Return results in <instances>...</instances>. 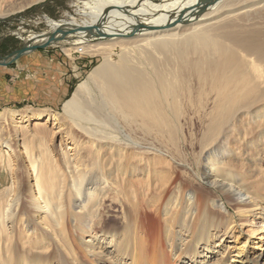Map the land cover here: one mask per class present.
Listing matches in <instances>:
<instances>
[{
    "label": "bare ground",
    "instance_id": "bare-ground-1",
    "mask_svg": "<svg viewBox=\"0 0 264 264\" xmlns=\"http://www.w3.org/2000/svg\"><path fill=\"white\" fill-rule=\"evenodd\" d=\"M93 4L91 21H51L54 33L33 32L23 39L28 53L58 46L105 56L64 105L73 122L67 133L73 144L61 159L44 143L48 123L58 129L52 137L66 126L60 113H10L14 122H36L21 136L45 149L34 156L23 143L34 177L33 203H25V189L12 193L15 185L2 193L7 191L4 206L0 203V264H220L226 251L217 242L230 238L239 224L254 226L259 220L258 229L264 230V0ZM130 35L146 49L150 71L133 62L124 51L128 47L116 64L104 54L106 45L95 44L108 39L113 46L125 45ZM50 37L53 43H47ZM190 77L198 83V95H205L201 105L212 106L207 133L198 143L199 162L124 143L113 131L74 121L93 107L82 95L90 96L94 84L101 93L95 110H109V120L119 115L149 125L177 123L182 103L190 102ZM5 154L0 152L2 163ZM174 161L193 168L197 180L182 176ZM111 199L121 209L120 217L110 216L114 224L106 215ZM232 259L260 264L264 253L250 260L239 251Z\"/></svg>",
    "mask_w": 264,
    "mask_h": 264
},
{
    "label": "rangeland",
    "instance_id": "rangeland-1",
    "mask_svg": "<svg viewBox=\"0 0 264 264\" xmlns=\"http://www.w3.org/2000/svg\"><path fill=\"white\" fill-rule=\"evenodd\" d=\"M93 6V0H0V61L20 51L24 46V37L30 33H54L55 29L50 24L51 21L59 23L77 21L80 24L91 21ZM107 40L95 41V44L106 45L103 50L104 54H110L113 63L120 62L122 51L125 47H128L129 50L125 49L124 51L130 53L133 62L150 71L148 62H146V49H142L139 44L131 42L133 40L131 35L126 38L128 42L125 45L119 43L113 46V42ZM71 52L58 46H51L30 52L9 66H0V113L5 116L2 123L0 122V132L2 134L0 152L4 154L6 151L5 163L0 160V198L2 199L0 203L2 207L5 204L4 195L7 191L4 195L2 193L13 185H15V189L11 190L12 193L14 190L20 193L25 189V203L28 206L33 203L35 193L31 192L34 177L30 162L25 158L23 143L26 142V148L34 156H38L39 152L45 149L31 136L24 138L21 136L25 127H27V130H32L35 128L36 122L28 118L14 122L9 116L10 113H60L59 115L63 117L61 121L66 126L62 128L63 130H60V133H57V136L55 134L52 137V132H57L58 129L53 127V122L48 123L45 127L48 132L44 143L46 142L50 147L49 151L54 152V156L56 155L55 157L60 159L63 157V150H69V146L73 144L67 134L73 132L71 128L73 122L69 115L64 112V105L71 99L81 83L88 82L91 71L102 62L105 55H94L84 48L76 51L77 53ZM187 84L192 93L190 102L185 101L184 104L182 103L180 115L176 117L174 115L177 123L161 122L149 125L141 122L140 119H135V117L125 120L119 115H114L112 120H109L107 118L110 117L109 110H95V107L100 103L98 101H101V93L99 87L97 88V85L94 84L89 85L90 90L88 89V93L90 96L87 92L82 95L83 100L90 102L93 107L85 109L86 116L77 117L74 121L91 130L113 131L115 132L113 135H119L124 143L132 144L135 142L142 148L144 146L145 148L155 146L157 149L165 151V153L169 152L170 156H175L174 158L179 161L184 159L190 164L196 163L203 158L200 156L201 149L198 147V143L207 133L212 106L210 104L205 107L201 105L205 95H198L199 87L194 78H188ZM94 99L96 102H93ZM134 123H139L140 127L139 125L135 126ZM75 132L77 134V131ZM78 138L81 142L87 141V138L79 133ZM2 142L7 143L9 148L7 145H2ZM85 145L87 153L88 144ZM70 153L72 154L74 151ZM173 164L178 166V171L182 176L187 173L188 176L192 177L191 179H195L191 175V173H194L193 168L179 165L175 161ZM211 194L214 198H217L219 192L213 190ZM106 207L108 211H111L110 214L106 213L109 221L112 220L110 217L112 215L121 216V209L114 203V200L111 199L106 202ZM35 221L37 222V220ZM149 222L153 223L151 219ZM258 222L259 220H256L254 226L239 224L242 226L236 227L230 238L223 242H217L222 245L219 250L226 251L220 264H238L234 263L232 257L239 251H242L244 255L246 254L250 260H256L264 253V230L258 229ZM114 223L112 220L111 224ZM253 232L254 236L250 237ZM86 241L88 239H85ZM18 242L20 243V240ZM217 257L218 254L213 255L212 260L217 259ZM232 261L234 262L232 263ZM260 261V264H264L263 259H260ZM101 264L106 263L102 262Z\"/></svg>",
    "mask_w": 264,
    "mask_h": 264
},
{
    "label": "water",
    "instance_id": "water-1",
    "mask_svg": "<svg viewBox=\"0 0 264 264\" xmlns=\"http://www.w3.org/2000/svg\"><path fill=\"white\" fill-rule=\"evenodd\" d=\"M47 43H53V38L50 37ZM39 49H44V48L39 47ZM28 52H29V46H27V44L24 43V46L20 51H17L15 54L5 57V59L1 60L0 66H9L12 63L16 62L17 60H19L22 56L28 54Z\"/></svg>",
    "mask_w": 264,
    "mask_h": 264
}]
</instances>
